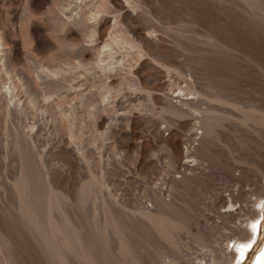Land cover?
<instances>
[{
    "label": "rangeland",
    "instance_id": "374dc122",
    "mask_svg": "<svg viewBox=\"0 0 264 264\" xmlns=\"http://www.w3.org/2000/svg\"><path fill=\"white\" fill-rule=\"evenodd\" d=\"M113 1L93 2L101 8L97 33L85 42L84 30L93 22L90 0H0L3 59L11 73L29 79V88L44 89L35 77L38 64L83 63L72 73L69 69V84L60 92L66 94L61 104H74L77 112L69 120L72 136L63 128L69 123L54 95L46 112L25 111L22 103L15 116H0V264H79L71 249L78 243L89 264H210L214 257L229 261L232 242L248 239L247 225L255 219L253 240L238 262L253 264L264 247V122L250 121L264 115V0ZM109 31L130 39L139 52L131 55L127 48H117L110 58L114 69L97 73L95 68L90 74L84 68L96 55L94 37L105 39ZM102 83L108 87L105 98ZM17 93L22 99L23 93ZM184 97L200 111L181 103ZM171 103L184 104L181 113L187 112L172 114ZM92 106L95 116L87 112ZM211 107L221 123L203 135L201 111ZM250 111L255 117L247 121L249 116L242 115ZM76 121L74 129L71 123ZM15 124H24L21 132H26L30 149L25 157L14 148ZM26 162L42 233L14 214L15 181ZM87 181L94 183L91 194L96 198L89 195L93 205L86 201L82 207L79 192ZM101 210L119 218L110 224L119 223V232L123 228L126 258L116 254L115 227L109 224L105 230L107 225L99 224L105 215ZM150 217L179 227L163 238L149 225ZM27 230L37 238L41 234L43 241ZM50 236L62 251L57 259L46 253Z\"/></svg>",
    "mask_w": 264,
    "mask_h": 264
},
{
    "label": "bare ground",
    "instance_id": "6f19581e",
    "mask_svg": "<svg viewBox=\"0 0 264 264\" xmlns=\"http://www.w3.org/2000/svg\"><path fill=\"white\" fill-rule=\"evenodd\" d=\"M91 2H90V7H89V13H90V16H91V19H93V22H91V23H89L88 25H87V27H86V29L84 30V33H83V37H82V40L83 41H85V42H87V41H91L92 39V37L91 36H93V35H95L96 33H97V27H96V14H98L99 12V10H101V8H99L100 6L98 5V0H97V5H96V3L94 4L93 2H95L94 0H90ZM111 1V3L112 2H114L113 0H110ZM101 2V1H100ZM63 3V2H62ZM99 4H101V3H99ZM113 4V3H112ZM259 6V5H258ZM106 7V6H105ZM105 7H103L102 9L104 10V8ZM118 8V7H117ZM259 8H261V7H259ZM105 11V10H104ZM101 12V11H100ZM107 12V11H106ZM24 14H25V12H24ZM22 16H24V15H22ZM67 16V15H66ZM115 18V17H114ZM76 19V18H75ZM74 21H77V19L76 20H74ZM95 21V22H94ZM77 23V22H76ZM114 24H115V22H114ZM112 26H113V23L111 24ZM120 28V27H119ZM121 29V28H120ZM113 30V29H112ZM111 31V30H110ZM110 31L107 33V38H101V36H98V35H96L94 38H95V40H96V43H95V45L93 46V47H95V52H96V55L94 56V57H91L90 56V58H88V59H90V60H88L87 62H89L88 63V66H86L85 67V65H84V69H87L88 71L87 72H90V74H92L91 73V71H93L95 68H97V73L99 72V70L101 69V71H103V72H106V71H108V70H110L111 68H113L114 69V64L112 63V60H110V58H112V57H114V53H115V51L117 50V48H127L126 49V51L125 52H127L128 54H130L131 52H133V54L135 53L136 54V52H139V50L138 49H133L132 47H133V43L131 42V40L130 39H128V38H125V37H122V36H120V37H117L116 36V34H113L112 32L110 33ZM122 31V30H121ZM132 31V30H131ZM1 32V31H0ZM114 32V31H113ZM129 32H130V30H129ZM127 33H128V31H127ZM3 34V33H2ZM1 33H0V63H1V65H0V92L1 93H3L2 94V96H3V100H2V104L0 105L1 106V111H2V114H1V111H0V116L2 115L3 117H5V115H8L9 117H11L10 115H14L15 116V109H17L18 110V108H16V106H18V107H20V105L22 104V103H24L23 105H24V107H22L23 109L25 108V111L26 110H28V111H32V110H35V109H38L39 110V112H46L45 110H49L48 109V107H50V106H52V103H51V100L52 99H54L55 98V101H54V104H56L57 106H58V109L60 110V115H61V113H62V115L61 116H63V117H65V119L68 121V123L70 122L69 120H71V118L77 113L76 112V110H75V105L73 104V105H69V106H67V107H65V105L63 106L62 104H61V101L63 100V96H65L66 94H65V92L64 93H62V94H65V95H60V92L64 89V88H67V83H68V80H70L69 78V76H70V74H69V76H68V73H69V69H72L71 70V72L70 73H72V71H75V70H73V68L75 67V66H77V63H80V62H72V61H64L63 63H60V62H56L55 64H47V63H41L40 65L38 64V66H36V68H38V69H35L34 71H35V77L39 80L40 79V83H42V85L44 84L45 86H46V90H45V86H44V89H43V87H42V89L43 90H41V91H34V89L32 90V88H29V81H27V80H29V79H22V76L21 75H19V74H16V73H13V71H12V73L9 71V69H7V67H6V65H5V62H4V59H3V57L5 56L4 55V53H3V51H4V45H3V42H2V37L4 36V35H2ZM125 34V33H124ZM136 34V33H135ZM129 35H132V34H129ZM131 38H132V36H131ZM135 38V37H134ZM134 40H137V39H134ZM89 41V42H90ZM2 45V46H1ZM128 47H130V49L132 48L133 49V51H130L129 50V48ZM119 53V52H118ZM117 54V53H116ZM115 54V55H116ZM4 55V56H3ZM127 55V54H126ZM131 55H132V53H131ZM138 55V54H137ZM137 55H136V57H137ZM130 56V55H129ZM122 58H124V57H122L121 56V58H120V63H121V60H123ZM115 59V58H114ZM135 59V58H134ZM87 60V59H86ZM132 60V59H131ZM87 62L86 63H84V64H87ZM81 64H83V63H80V65ZM124 64V63H123ZM81 67V66H80ZM35 68V67H34ZM130 69V68H129ZM77 70V69H76ZM111 71V70H110ZM108 73V72H107ZM106 73V74H107ZM89 74V75H90ZM96 74V72L93 74V75H95ZM101 74V73H100ZM106 74H104V75H106ZM108 75V74H107ZM15 76V77H14ZM84 76V75H83ZM101 76H102V74H101ZM109 76V75H108ZM92 77V76H91ZM106 78V77H105ZM104 81V80H103ZM69 84V83H68ZM40 85V84H39ZM41 85V86H42ZM70 86V85H69ZM109 86V85H108ZM120 87V86H119ZM108 87H107V83H102V85H101V91H100V93L102 94V96L103 95H106V93H107V89ZM31 89V90H30ZM39 89H41V87L39 88ZM66 90V89H65ZM64 90V91H65ZM187 90H188V88H187ZM22 92L23 93V98L22 99H20V100H18V93L17 92ZM67 91V90H66ZM106 92V93H105ZM188 92V91H187ZM186 92V93H187ZM190 93H191V91H190ZM193 93V92H192ZM100 94V95H101ZM189 94V93H188ZM1 95V94H0ZM53 95L55 96L54 98H53ZM68 95V94H67ZM184 95L186 96V94L184 93ZM20 96V95H19ZM83 96V95H82ZM103 98H105L104 96H103ZM188 98V97H187ZM187 98L186 97H184V100H183V98H182V101L181 100H179L181 103H187L188 102V100H187ZM191 98V97H190ZM192 99V98H191ZM39 101H41L40 103H39ZM65 100H63V102H64ZM184 101V102H183ZM68 102V101H67ZM189 102H190V100H189ZM189 102H188V104H189ZM192 102V101H191ZM190 102V103H191ZM10 103V104H9ZM42 105V107H40L41 105ZM183 106H184V104H182ZM182 105H180L181 107H182ZM179 105H175V104H170L169 105V109L171 110V112L173 111V112H179V113H181V111H184V110H186V109H184L183 107L181 108ZM185 106H186V104H185ZM189 106H191V104H189L188 105V108H189ZM77 107V106H76ZM193 106H191V108H192ZM194 108H196V107H194ZM194 108H192L193 110H195ZM23 109H21V110H23ZM76 109H78V108H76ZM95 109V106H94V108H93V106H92V108H90V109H88L87 110V112L89 113V114H94V111L96 110H94ZM169 109H167V110H169ZM184 109V110H183ZM197 109V108H196ZM204 110V109H203ZM203 110L201 111V116H200V123H201V125H200V127H202V128H200L203 132V135L204 134H212L211 132H214L213 130L215 129V125L216 124H220L221 122L219 121V120H221V118L222 117H219L218 115L219 114H216V113H213V108L211 107V108H206V110H204L205 112H203ZM24 111V112H25ZM196 111V110H195ZM197 111L199 112L200 110H198L197 109ZM14 112V114H11V113H13ZM17 112V111H16ZM23 112V113H24ZM76 112V113H75ZM173 112H172V114H173ZM187 111H185V113H186ZM20 113V112H19ZM19 113H17V114H19ZM22 113V114H23ZM32 113V112H31ZM86 112H84V114H85ZM185 113H181V115H183V114H185ZM249 113H251L252 115H249ZM249 113H246V114H244V115H242V117L244 116V117H246L247 115L249 116V118L247 117V121H249V119H251V118H253V117H255V116H253L254 115V111H250ZM4 114V115H3ZM28 114V113H27ZM58 114V113H57ZM196 114H197V112H196ZM200 114V113H199ZM20 115H21V113H20ZM19 115V116H20ZM86 115V114H85ZM174 115H176V113H174ZM178 115V114H177ZM180 115V114H179ZM198 115V114H197ZM246 115V116H245ZM82 116V115H81ZM94 116H95V114H94ZM253 116V117H252ZM256 116H258V115H256ZM62 117V118H63ZM196 117H198V116H196ZM241 117V118H242ZM7 118V117H6ZM17 118H18V116H17ZM20 118H21V116H20ZM59 118V115H58V117L56 116V120ZM61 118V119H62ZM77 118H80V119H82L81 117H80V115L77 117ZM76 118V119H77ZM15 119V118H14ZM54 119V118H53ZM64 119V118H63ZM75 118H74V121L76 120ZM79 119V120H80ZM197 119H199V118H197ZM196 119V120H197ZM242 119H244V118H242ZM242 119H241V122H242ZM254 119H259L258 121H260V120H262L263 122H264V115L263 116H258L257 118L255 117V118H253V119H251L250 121L252 122ZM21 120H23V119H21ZM20 119H19V122L21 121ZM55 120V121H56ZM78 120V119H77ZM79 120H78V122H79ZM83 120V119H82ZM58 121H59V119H58ZM57 121V122H58ZM61 121H63V120H61ZM81 121V120H80ZM220 123H219V122ZM257 121V122H258ZM260 122V124L261 123H263V122ZM15 122V121H14ZM56 122V123H57ZM244 123L246 122V120L245 121H243ZM255 123H256V120L254 121ZM20 123H22V122H20ZM19 123V124H20ZM60 123V122H59ZM67 123V122H66ZM75 123H77V121L76 122H72L71 123V125H72V127H74V126H76V124ZM81 123V122H80ZM79 123V124H80ZM199 123V124H200ZM73 124H74V126H73ZM78 124V125H79ZM256 124H259V122L258 123H256ZM55 125H60V124H55ZM20 126V128H21V125H19ZM19 126L18 125H16L15 124V126H14V129H13V131H12V133H13V137L11 136V138L12 139H14V141H13V143H14V145H15V147L14 148H19L17 151L18 152H20L21 151V153L23 154V156L25 155V153L27 154V152H28V149H29V144H28V139H27V137L25 136V134L24 133H26L25 131L24 132H21L22 131V129H23V126H24V124H22V128L20 129L19 128ZM27 126V125H26ZM61 126V125H60ZM63 126H65V125H63ZM63 126H61V127H63ZM82 126V125H81ZM28 127V131H29V127L30 126H27ZM33 127V126H32ZM56 127H58V126H56ZM55 127V128H56ZM79 127V126H78ZM64 129H65V131L67 130V132H70L71 131V126H70V123L69 124H67V126L66 127H63ZM62 128V129H63ZM80 128V127H79ZM79 128H78V131H80L79 130ZM58 129H60V128H58ZM74 129H75V127H74ZM73 129V131H77V130H74ZM7 130V129H6ZM5 130V131H6ZM11 130V129H10ZM30 130H32V129H30ZM8 132V131H7ZM30 132V131H29ZM77 133V132H76ZM7 134V133H6ZM28 134V133H27ZM71 136H72V133L70 132L69 133ZM75 135H78V133L77 134H75ZM29 136H32L30 133H29ZM207 136H209V135H207ZM8 137V136H7ZM78 137V136H77ZM32 138V137H31ZM73 139H74V137H73ZM75 141V140H74ZM77 143V142H76ZM78 145V144H77ZM204 145H205V143H204ZM11 146H13V144L11 145ZM203 147V146H202ZM206 147V146H205ZM204 147V148H205ZM10 148H12V147H10ZM79 148V147H78ZM13 149V148H12ZM201 149H203V148H201ZM20 150V151H19ZM29 151H30V149H29ZM33 154V153H32ZM31 155V154H30ZM27 156V155H26ZM25 157V156H24ZM23 157V158H24ZM19 159V158H18ZM26 159V158H25ZM25 159H24V162H25ZM27 159H28V157H27ZM27 159H26V161H27ZM30 160H32V157L31 158H29ZM28 159V160H29ZM33 159H34V157H33ZM186 162V161H185ZM185 162L184 161H181V163L182 164H185ZM26 163H28V165L26 164ZM26 163H22L21 164V171H20V173H19V175H18V177H17V179H16V181H15V187H16V189H15V191L16 192H14L13 191V193H16V195L15 194H13V195H15L16 197V205L14 204V206L16 207V209H17V211H15L14 209H12V211L14 210V214L15 213H17V215L18 216H20L22 219H24L29 225H33V227H34V230L36 231V232H41L42 233V229H40V225L42 224H39V221H40V219H38V217H37V208L38 207H36V205L34 204L35 202V199H33L32 198V195H31V190H30V181H29V174H28V171L26 170V167L27 166H29V162H26ZM36 163V162H35ZM38 163V162H37ZM41 172V171H40ZM36 174V173H35ZM31 179V178H30ZM93 179H91V181H92ZM89 181V180H88ZM87 181V182H88ZM98 181V180H97ZM93 182V181H92ZM89 183L88 182V184L87 185H83L81 188H80V203H81V205H82V207H84V206H86L85 204H86V201H87V199L89 200L91 197H92V192H94V191H96V187L95 186H93L94 185V183ZM86 184V183H85ZM97 184V183H96ZM101 185V184H100ZM101 187V186H100ZM48 190V189H47ZM52 194H53V192H51ZM96 193V192H95ZM54 195L55 194H53V197H54ZM89 195H91V197L89 198ZM97 196H98V194H96ZM42 196V195H41ZM50 196V195H49ZM34 197V196H33ZM47 197V196H46ZM94 197V196H93ZM92 197V198H93ZM264 197V196H263ZM91 198V199H92ZM94 198H96V196L94 197ZM260 198V197H259ZM259 198H255V201L258 203L260 200H258ZM261 198H262V196H261ZM42 199H43V197H42ZM263 199V198H262ZM48 200V199H47ZM55 200V199H54ZM49 201V200H48ZM14 202V203H15ZM34 202V203H33ZM41 201L39 200V203H40ZM44 202V201H43ZM89 201H87V203H88ZM256 202L254 203V204H256ZM36 203H38V202H36ZM90 203V202H89ZM89 203L87 204V205H89ZM43 204V203H42ZM45 204V203H44ZM91 205H93L92 204V202L90 203ZM60 205V204H59ZM38 206H40L39 204H38ZM48 206V205H47ZM50 206V205H49ZM104 206L105 207H108V206H106L105 204H104ZM103 206V207H104ZM258 206H259V204H258ZM14 207V208H15ZM51 208H53V207H51ZM92 209H93V206H92ZM91 209V210H92ZM96 209V208H95ZM84 210V209H83ZM94 210V209H93ZM93 210H92V212H93ZM97 210V209H96ZM109 210H110V207H109ZM105 211V210H104ZM104 211H102L101 210V212H103V213H105V215L103 214V216H100V217H103V218H101V219H103V222H100L99 224H102L103 226H105L106 227V225H107V227L105 228V230H107V228L108 227H110V226H113L112 224H110V223H114L113 222V220H114V217H113V215H112V217L110 216V211H106V212H104ZM40 212V211H39ZM98 212V211H97ZM123 212V211H122ZM122 212H120V213H122ZM12 214V213H11ZM95 214L96 213H94V217H92L93 215H91V218H96L97 217V214H96V216H95ZM123 214V213H122ZM121 214V215H122ZM127 214V213H126ZM13 215V214H12ZM125 215V214H124ZM124 215H122V216H124ZM14 216V215H13ZM39 216V215H38ZM146 216V215H145ZM17 217V216H16ZM99 217V216H98ZM21 218H18L19 219V221H20V219ZM44 218H46V217H44ZM132 218V217H131ZM42 219V218H41ZM99 219V218H98ZM98 219H96L97 221H96V224L99 226V224H98ZM115 219H116V217H115ZM118 219L119 218H117L116 220L118 221ZM14 220L16 221V223H21V222H18L17 220H16V218H14ZM92 220V219H91ZM129 220V219H128ZM42 221H44L45 222V220H42ZM150 223H149V225L151 224V225H153L154 227H153V229L155 228L156 230H157V232L161 235V237H163L164 238V236H165V238L166 237H171L170 236V234H171V231H172V229H175V226L177 227V224L176 223H170L169 221L167 222V221H163L161 218H158V219H156V218H151L150 217ZM47 223V222H46ZM58 223H60V222H58ZM95 223V222H94ZM117 223V222H116ZM22 224V223H21ZM109 224H110V226H109ZM119 223H117V225H118ZM179 224V223H178ZM23 225H24V221H23ZM22 225V227H24ZM48 225V224H47ZM59 225V224H58ZM116 225V226H117ZM150 225V226H151ZM181 225V224H180ZM255 225H256V220L254 219H251L250 220V222H249V225H247V229H246V234H247V236H248V239H242V240H233L234 242H232V246H231V250H230V252H232V257H231V259L229 260V261H224L223 259H216L215 257L212 259V261H211V263L210 264H238V262H239V259L241 258V256H242V253H244V249L246 248V246L248 245L249 246V240H253V239H250V237L251 236H253L254 237V234H255V232L254 231H256L255 229ZM26 226V225H25ZM94 226H95V224H94ZM116 226L114 225L113 227H115V229L117 230V228H116ZM120 226H122V225H120ZM249 226V227H248ZM48 227V226H47ZM100 227V226H99ZM178 227H179V225H178ZM177 227V228H178ZM181 227V226H180ZM187 227V226H186ZM28 227H25L24 229H27ZM102 229H103V227H101ZM121 228V229H120ZM119 229L121 230L120 232H122V234L117 230V232H116V230H115V233H117V236H118V244H117V249H116V254H119L120 255V257L121 256H123L124 254L126 255V253L128 252V250H129V247H127V243H126V238L124 239V236H122L123 235V232L124 231H122L123 230V228L122 227H120ZM176 228V229H177ZM184 228V227H183ZM31 229V228H30ZM57 229V228H56ZM59 229H61L60 227H59ZM64 229H65V227H64ZM64 229L62 230V231H64ZM98 229V228H97ZM33 230V229H32ZM47 230V229H46ZM58 230V229H57ZM68 230V229H67ZM66 230V231H67ZM108 230H109V228H108ZM114 230V229H113ZM24 231V230H23ZM26 232H28V233H30V234H32V236L33 237H35L34 239L36 240V241H38L39 240V237H40V235L41 234H38L39 235V237L37 238V234L36 235H34V233L31 231V230H27ZM32 232V233H31ZM112 232V231H111ZM110 232V233H111ZM96 233H98V232H96ZM106 233H107V231H106ZM157 233V234H158ZM47 234V233H46ZM66 234V233H65ZM99 234V233H98ZM97 234V235H98ZM114 234V233H113ZM112 234V235H113ZM53 235H55V233L53 234ZM67 235V234H66ZM102 235V234H101ZM115 235V234H114ZM172 235V234H171ZM47 236V235H46ZM56 236H57V234H56ZM106 236H107V234H106ZM47 237H49V236H47ZM99 237V236H98ZM57 238H59V236L57 237ZM65 238V237H64ZM104 238H106V237H104ZM108 238V237H107ZM116 238V237H115ZM61 239H62V237H61ZM60 239V240H61ZM75 239V238H74ZM172 239V238H171ZM42 239H41V237H40V240L39 241H41ZM63 240V239H62ZM61 240V241H62ZM69 240V239H68ZM43 241V240H42ZM41 241V242H42ZM52 241H54L53 240V238H52ZM51 241V236H50V238H49V240H48V244H46V246H47V248H48V251L46 252V251H44V250H42L43 251V253H48L49 252V255L48 256H50V253H51V257L52 256H54V257H52L53 259H57V258H59L60 256V254H59V252H60V249L57 247V245L56 244H54V242H52ZM57 241V240H56ZM70 241V240H69ZM74 241V240H73ZM41 242H39V243H41ZM71 243H72V241H70ZM79 242H80V240H79ZM103 242H107L108 244H109V242L108 241H103ZM46 243V242H45ZM57 243V242H56ZM58 243H60V241L58 242ZM62 243V242H61ZM58 244V246L61 248V247H64V244ZM65 243V245L68 247V248H70L67 244H66V242H64ZM70 243V245H72ZM76 243H78L77 241H76ZM81 243H82V241H81ZM129 243V242H128ZM1 244V243H0ZM41 245V244H40ZM43 245H45V244H43ZM60 245H62V246H60ZM74 246H75V244H73ZM227 245V244H226ZM46 246H42L41 245V249H43V248H46ZM105 246H106V244H105ZM46 248V249H47ZM66 248V247H65ZM65 248H63V249H61V250H64ZM76 248V249H75ZM75 248H71V249H74L75 250V255H77V257L78 258H76V256H75V258L77 259V261H78V263L79 264H89L88 263V261H87V259H86V255H85V252H84V250L82 249V246L78 243V244H76V246H75ZM107 249H108V247H106ZM127 248H128V250H127ZM227 248V247H226ZM0 249L2 250V248H1V245H0ZM18 249V248H17ZM67 249V248H66ZM65 249V250H66ZM71 249H69V252H73V251H71ZM64 250V251H65ZM68 250V249H67ZM66 250V251H67ZM131 250V249H130ZM62 252V251H61ZM60 252V253H61ZM68 252V253H69ZM111 252V251H110ZM67 253V254H68ZM62 254V253H61ZM66 254V252L64 253V255ZM73 254H74V252H73ZM128 254H130V253H128ZM135 254V253H134ZM64 255H63V260H65V258L67 257L66 255V257H64ZM119 255H117V256H119ZM125 255H124V258H126L125 257ZM74 256V255H73ZM220 257V256H219ZM47 258V260H48V262H50L51 260L49 259V257H46ZM69 258V257H68ZM123 258V259H124ZM131 259V258H130ZM6 260V259H5ZM62 260V261H63ZM126 260V259H125ZM61 261V262H62ZM123 261V260H122ZM121 261V262H122ZM124 262V261H123ZM63 263H65L64 261H63ZM67 263H69V262H67ZM253 264H264V247H263V249H262V251L257 255V258H255V262L253 263Z\"/></svg>",
    "mask_w": 264,
    "mask_h": 264
}]
</instances>
